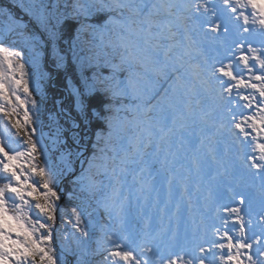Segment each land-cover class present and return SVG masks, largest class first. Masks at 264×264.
I'll return each mask as SVG.
<instances>
[{"label": "snow or ice", "instance_id": "obj_1", "mask_svg": "<svg viewBox=\"0 0 264 264\" xmlns=\"http://www.w3.org/2000/svg\"><path fill=\"white\" fill-rule=\"evenodd\" d=\"M18 7L52 42L59 38L48 5L34 0ZM63 8L57 24L76 22L78 33L118 31L111 45L118 62H106L108 77L86 78L74 89L79 111L67 128L58 126V161L33 138L37 127H29L26 105L36 109L37 101L25 53L7 43L12 35L29 47L39 41L11 7L4 14L0 113L11 123L7 140L0 136V264H67L69 255L76 264L97 255L103 264H264V0H67ZM97 16L103 23H89ZM121 72H127L123 79ZM161 81L168 85L163 91ZM93 94L106 97L109 112L124 99L133 103L125 116L110 120L89 109ZM20 109L23 123L13 119ZM93 116L107 124L101 152L114 153L106 156L110 191L98 202L100 218L72 208L66 220L56 190L61 168L70 163L71 151L64 149L69 138L79 146L77 119ZM132 128L136 135L129 136ZM149 155L160 163L156 174L144 161ZM160 174L176 226L153 230L146 219L134 234L126 227L133 187L137 200L145 199ZM218 200L227 201L215 209L219 223L190 215L191 227L181 234L182 205L191 214ZM105 214L108 222H102Z\"/></svg>", "mask_w": 264, "mask_h": 264}, {"label": "rangeland", "instance_id": "obj_2", "mask_svg": "<svg viewBox=\"0 0 264 264\" xmlns=\"http://www.w3.org/2000/svg\"><path fill=\"white\" fill-rule=\"evenodd\" d=\"M7 2L12 3L16 7H18V5L22 3H31L34 2V0H8ZM40 2L49 6L48 11L53 13L50 23L51 25L55 26V30L59 32V38L55 42H53L50 48V56H54V58L58 59L60 67L65 68L67 65L66 63L68 61L65 54L67 50H64L61 44L58 43V40H60L64 31L63 24L65 23V21L61 24H57V17L59 13L64 11L63 5L67 2V0H40ZM53 5H60V7L59 9H55L52 7ZM18 8L20 12L25 13L22 8ZM89 23H91V20L89 21ZM6 24L7 23L0 18V33H4ZM25 25L27 26L28 33L35 34L36 39L39 41V45H34L31 47L26 46L24 45L23 41L20 40V38L16 35H12L14 39H9V43H13L17 50H22L25 53L24 60L26 59L27 61L25 70L28 73L26 79H28L29 81V87L30 91H32L33 93V98L37 101L36 109H33L31 104L26 105L29 110V115L32 116L33 119V125H30L29 127H37V133L34 135L36 136L35 138L40 137L39 143L41 145L46 144L48 148L51 149L49 155L55 153L57 160L59 161V153L57 152V146L53 144V141L55 140L59 130L58 126L62 125L64 128H67L68 126L66 125V120H68V117L73 115V117H75L76 115L74 113H71V103L70 105H68L70 99L69 95H64V97L59 101H55L53 98L49 99L48 102L46 101V97H50L51 95L50 93H47L46 96V82L50 79L49 78L48 80H46L48 77L46 76L44 70V61H46V56L43 52V48L44 44L46 46V42L42 41L40 33L28 27L27 24ZM39 28L44 31V33L48 37V32H46L40 26ZM0 39H3V35H0ZM48 40L50 39L48 38ZM117 42L118 31L105 32L103 35H95L91 31H82L78 33L76 40L72 41V45L70 46V54L73 58L74 64L77 66V71L80 75L81 81L79 85H74L73 80H70V82L68 81L69 85L72 86V91H74V89L76 88H80L86 78L96 76L108 77L110 75L112 69L106 66V62L114 60L115 62H118V59H116L115 50L111 46ZM60 58H62V62ZM48 60L49 62L51 61L50 59ZM102 64L104 66H101ZM108 70L110 71V73H108ZM57 71L58 74L57 76L55 75V79L54 77L51 78L50 85L55 89L57 88V90L62 91L63 88L56 86L58 81L57 79L59 78L58 76L60 75V70L56 69V73ZM16 75L19 79L20 73L17 72ZM63 75L65 76V74ZM63 75L62 77L64 78ZM126 75L127 72L118 73V76L121 79H123ZM71 78L73 79L74 77L71 76ZM37 83L39 84V87H37ZM160 83L162 84L160 85V91H163L164 88H167L166 83L165 85L163 82ZM19 94L22 96V98H24V94L22 92ZM93 95L89 97L93 99L95 97ZM92 99H90V103L88 105L90 110L93 108L96 109L95 107H93L95 101H93ZM132 103L133 101L131 99H124L121 101L120 104H113L112 112L106 110L107 112L105 116L110 120H115L117 116L123 117L126 115V112L123 109L128 106H131ZM75 110L76 112L79 111L78 104H76ZM13 119H19L21 123H23V109L18 110L17 114L13 117ZM0 120V136L4 137L7 140L10 131L9 125L11 122L3 118L2 113H0ZM98 121L101 120L97 119L95 116H93L88 121L77 119L79 128L76 130L79 132L81 137L79 146L77 144L72 143V140L69 138L67 146L64 149L65 151H71V155L65 158L66 162L70 161V163L67 165L66 171L61 168L62 175L60 176L59 180H61L64 176L74 174L73 177L68 178L66 180L71 181L73 183L72 187L74 189V194H70V197L68 198H61V200L58 202L63 208V214L66 220L70 218L72 208H76L78 211L81 209H86L88 212L93 213L94 218L97 219L100 218L101 214L103 213V209L101 208L97 210V207L98 202L102 200L104 196L107 195L110 191V176L106 172V166L108 164L106 156L114 155V153H111L109 151L101 152V149L106 148V140L101 139V137L105 136L107 132V125L104 130L96 131V124ZM81 123L84 127H86L85 129L88 130L87 133L89 134V136L85 130L84 132L82 131L83 126ZM11 131H14V129H11ZM93 131H96V133H98L96 138H93ZM130 133L128 132L129 136L135 135ZM90 134H92V141L95 143L91 141ZM84 139H86V142H82V140ZM90 147L94 148V150L91 151ZM148 152L151 153L152 149H148ZM40 161H43V156H40ZM144 161L151 168L154 174H156L161 167L159 161L154 159L150 155L145 156ZM118 163L119 161H117V164ZM140 166L141 165L139 163L131 165L132 168H138ZM128 184L131 185V180L129 179ZM155 188L156 191L151 196L138 201L134 194L135 188L133 187L132 194L130 196V201L132 203L131 206L135 207L136 213H134L133 216L131 213H129L126 225L129 231L132 232L134 231V229H137L135 225L130 224L131 219L134 222L140 223L141 221H145L147 219V216L149 218H153L151 224L153 230H159L162 227L168 228L170 225L172 228H175L177 223V216L175 215V208L173 204H168L167 207L165 206V202L167 200V184L165 183V179L162 174L156 175ZM125 194H128V187L125 188ZM197 195L198 194L193 193L194 199L197 197ZM199 199L200 203L203 204L202 194H199ZM214 204L215 203L210 204L207 208L201 207L197 210H194L191 214H189L188 211H186V209L182 205L180 213L181 234H183L185 227H191L190 215L199 218V216L203 214L206 217V223H219L218 221L213 220L215 214L213 215L210 212L212 215L211 216L209 213V209L213 207ZM158 216H163L161 217L163 226L157 219ZM102 222H108L106 214L104 215V219L102 220ZM114 226L118 227V224ZM142 229L143 228L139 229V231H141ZM139 231L137 229L134 234L138 233ZM53 243L54 245H58L60 243V237L54 235ZM68 257L69 256H67L66 258L67 264H69ZM88 258L87 264H90L91 260L88 261Z\"/></svg>", "mask_w": 264, "mask_h": 264}, {"label": "trees", "instance_id": "obj_3", "mask_svg": "<svg viewBox=\"0 0 264 264\" xmlns=\"http://www.w3.org/2000/svg\"><path fill=\"white\" fill-rule=\"evenodd\" d=\"M2 1L4 3H6V4H9L8 5L9 7H7V8H9V9H10V7L14 8L13 9L14 11L10 12L11 15H14V16L18 17L19 22H22L23 24L26 23L28 25V27L32 28L31 27V23L29 22V20H27L24 17V15L26 13H21L19 11L18 7H16V6L14 7L12 5V3L7 2V0H2ZM9 9H6L4 7V5L0 1V18L4 22H7L5 20V18H4V14L9 12ZM95 20H96L97 24H100V23L103 22V18L100 17V16H97L95 18ZM78 28H79V24H77L76 22H72V26L71 27L68 26V22H65L64 25H63V30L64 31L62 33V36H61L60 40H58V43L61 44L63 49L67 50L65 52L66 58L68 59V61L66 60L67 61V63H66L67 64L66 65L67 69H66V67L65 68L60 67V63H59L58 59H54V58L51 59L50 58L51 61L49 63H46V61H44V70H45L46 76L48 77L46 80H48L50 78L46 82V85H47L46 86L47 87L46 96H47V93L51 94L50 97H48V96L46 97L47 98L46 101L48 102V100L51 99V98H53L55 101H57V100L59 101L60 99H62L64 97V95H65V91L64 90H66L68 92L69 97H70L68 105H70V103H71V105H72V106L70 105L71 113H74L75 115L77 113L76 110H75L76 109V104H77L76 103V97L73 95L72 86L69 85L68 81L70 82V80H73L74 85H79L80 81H81L80 75H79V73L77 71V66L74 64L73 58L71 57V54H70V46L72 45L71 44L72 41H74L76 39L77 35H78V31H77ZM32 29H34V28H32ZM34 30H37V29H34ZM38 33H39V31H38ZM12 39H14V38L11 36L10 40H12ZM9 41L7 43H9ZM45 42H46V40H45ZM45 52H46V50H45ZM69 54H70V56H69ZM56 69L60 70V75L58 76L59 78L57 79L58 81H57V85L56 86H59V87L63 88L62 91L61 90H57V88L55 89L54 87H52L50 85L51 78L54 77V79H55V75L57 76V74H58V71L56 73ZM108 73H110L109 70H108ZM63 74H65L66 77ZM62 75L64 76V78L62 77ZM71 76H73L74 78L72 79ZM93 96H95L93 99L88 97L86 103L89 105L90 99L95 101V104H93V107H95L97 109V111L101 112V114L103 116H105L107 111H106V109H104L103 105L108 103L106 97L103 94H94ZM58 111H59V109H58ZM62 118H63V116H62ZM100 120L101 121H98L97 124H96V131H98V130L102 131V130H104V128H106V125H107L106 122L102 121V119H100ZM66 125L68 126V123H66ZM82 126H83V124H82ZM85 128L86 127L83 126L82 131L84 132V130H85L86 133H87L88 130L85 129ZM96 131H93V138L97 137L98 133H96ZM90 135H91L90 139L92 141V134H90ZM88 136H89V134H88ZM34 139H36V138H34ZM83 141L86 142V139L82 140V142ZM93 143H95V142H93ZM90 149H91V151L94 150V148H91V147H90ZM71 176H72V174H70L68 176H64V177H62L61 180H59L58 187H57L56 190L61 193L62 198H64V197L68 198V197H70V194H74V192H73L74 189L72 187L73 183L71 181H66L68 178H71ZM62 181H64V182L66 181V182L62 183ZM61 183L63 185H62V188L59 190V187H60ZM68 259H72V262H69V260H68L69 264H76L75 257L69 255ZM89 260H91V262H92L91 264H102V262H103L102 258L100 256H98V255L97 256H90Z\"/></svg>", "mask_w": 264, "mask_h": 264}, {"label": "bare ground", "instance_id": "obj_4", "mask_svg": "<svg viewBox=\"0 0 264 264\" xmlns=\"http://www.w3.org/2000/svg\"><path fill=\"white\" fill-rule=\"evenodd\" d=\"M141 223V222H140Z\"/></svg>", "mask_w": 264, "mask_h": 264}]
</instances>
